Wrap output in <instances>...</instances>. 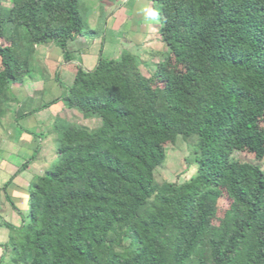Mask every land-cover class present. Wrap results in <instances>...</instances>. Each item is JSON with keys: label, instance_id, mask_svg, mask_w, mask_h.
I'll return each mask as SVG.
<instances>
[{"label": "trees", "instance_id": "1", "mask_svg": "<svg viewBox=\"0 0 264 264\" xmlns=\"http://www.w3.org/2000/svg\"><path fill=\"white\" fill-rule=\"evenodd\" d=\"M151 1L168 50L153 75L127 50L100 55L43 105L91 126L56 120L57 163L2 246L15 264H264V0ZM93 34L80 0L0 2V119L38 46L71 62L70 44ZM179 141L196 175L159 181Z\"/></svg>", "mask_w": 264, "mask_h": 264}, {"label": "crops", "instance_id": "2", "mask_svg": "<svg viewBox=\"0 0 264 264\" xmlns=\"http://www.w3.org/2000/svg\"><path fill=\"white\" fill-rule=\"evenodd\" d=\"M114 1L111 0L104 11L101 4L99 8L96 3L97 8L93 4L96 13L92 14L98 18L103 16L106 18L104 26L106 34L104 37L84 36L73 42L70 49L73 51L74 59L71 62H64L63 56L60 55L62 52L54 45H41L36 48L34 60L37 69L44 74V79H50L52 82L51 85L48 84L52 88V93L46 101L42 99L40 104L36 103L34 106L32 100L46 91L47 80L35 81L34 76H30L22 82L11 84L16 102L9 106V112L0 119V264H15L11 250H5L2 246L8 241L9 226L20 227L26 222L31 184L49 170L51 161L57 156L53 144L54 141L57 146L58 141L54 129L56 120L80 125H82L80 120L86 121L76 110L67 109L62 102L47 108H42L43 105L59 99L66 93L67 87L74 82L75 65L93 70L100 55L104 57L105 54H109L117 57L121 56V51L125 49L141 48L149 41L148 35L151 31L160 29L157 25L156 29L151 27L147 30V27L141 24L137 32L133 28L124 32V25L129 20L142 17L141 13L155 11L156 3L151 0H134L133 6L129 7L132 0H122V5L118 7ZM123 33L126 35L125 38ZM108 35L115 38L109 46L106 44L107 40L105 41ZM120 35L121 38H117ZM125 44L127 47H123ZM26 163H29L28 167L19 172ZM7 196L14 206L8 203Z\"/></svg>", "mask_w": 264, "mask_h": 264}, {"label": "rangeland", "instance_id": "3", "mask_svg": "<svg viewBox=\"0 0 264 264\" xmlns=\"http://www.w3.org/2000/svg\"><path fill=\"white\" fill-rule=\"evenodd\" d=\"M133 1L134 0H132V3L129 4V7H131V5L133 6ZM0 2L5 6H9V0H0ZM109 2H111V0H88V1L87 0H80L81 14H82V16H83V18L87 24V27L90 29V31L94 32V34L92 35L94 37H97V36L98 37L99 36L104 37V35L106 34L105 27H104L105 22H106L105 21L106 18H104V16L101 18H98V16L92 14L95 11L93 4L95 5V3H96L98 8L102 5L103 11H104L107 9V5L109 4ZM114 2H115V5H117L118 7L122 5V0H115ZM97 6L95 5V8H97ZM159 9L160 8H159L158 4H156L154 12H156L157 15L155 16V18L149 17L148 14H146V13H141L142 17H136V19H134V20H129V22L126 25H124V32H127L132 28L135 29L137 32V29L139 30L141 28L140 27L141 24L145 25L147 27V30H150L151 27H153V28L155 27V29H156V26L157 25L160 26V24H161L160 14H159L160 10ZM99 11H100V9H99ZM94 13H96V12H94ZM95 18H96V20H95ZM137 20H139V22ZM157 30H155L153 32L151 31V33L148 35L149 41L147 43H145L141 48L138 47L139 48L138 49L136 47L133 49H125V50L131 52L132 54H135L136 56L138 55L139 57H141L142 64L140 66V69H141L142 73L147 77L153 75L156 72L157 66L163 62L164 57L166 56L167 51H168L167 48L160 41L159 30L158 31ZM122 35L117 36V38L118 37L121 38ZM123 37L125 38L126 35L124 34ZM113 40H115V38L112 35H110V36L108 35L107 37H105V41H106V44L108 46H109V44H111L113 42ZM121 41H122V39H121ZM71 45H72V43L70 44V47H71ZM125 46L127 47L126 44L123 45V47H125ZM57 50L62 52L60 49H57ZM122 52L123 51H121V53ZM60 55L63 56L62 53ZM113 56L114 55H109V54L104 55V57L107 59H113V58L117 59L120 57V56H117V57H113ZM78 59H79V57H78ZM43 75L44 74L43 73L41 74L39 72V70L37 69L36 60H34V63L32 65L31 76H34L35 81L47 80V79H44ZM46 82H47L46 91L44 93L38 94L37 97L32 100L34 102V106H36V103L40 104V102H42V99L44 101H46L49 98V96H51L50 93H52V88L50 85L52 82H50V79H48ZM159 83L160 82L158 80H154V86L156 88L158 86H160ZM48 84H50V85L48 86ZM34 106H32V107H34ZM28 121H26V122H28ZM79 122L82 125L85 124V125L91 126L90 121H81L80 120ZM98 124L100 125L99 121H98ZM39 128L40 127H37V129H39ZM36 131H34L35 134L37 133ZM53 144L56 148V144L54 143V141H53ZM188 155H189V149L185 143L179 141L177 143V145H175V146L169 145L167 147V150H166L165 164L157 173V179L159 181L183 183L185 181L190 180L192 177H194L196 175V172H197V165L196 164H192L190 166L187 165L185 160L188 157ZM235 157L243 158L238 153L235 154ZM51 162L52 163L49 166V170H51L54 167V165L57 163V156ZM263 170H264V166H263ZM4 217H5V214L3 213L2 218H4Z\"/></svg>", "mask_w": 264, "mask_h": 264}, {"label": "clouds", "instance_id": "4", "mask_svg": "<svg viewBox=\"0 0 264 264\" xmlns=\"http://www.w3.org/2000/svg\"><path fill=\"white\" fill-rule=\"evenodd\" d=\"M156 15H157V13L154 12V11H149V12H148V16H149V17H153V18H155Z\"/></svg>", "mask_w": 264, "mask_h": 264}]
</instances>
